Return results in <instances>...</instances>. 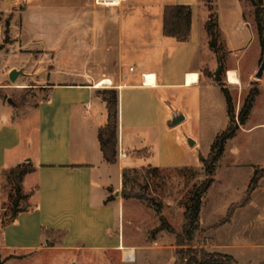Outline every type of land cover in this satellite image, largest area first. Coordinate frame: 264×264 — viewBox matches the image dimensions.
<instances>
[{"label": "crops", "instance_id": "crops-1", "mask_svg": "<svg viewBox=\"0 0 264 264\" xmlns=\"http://www.w3.org/2000/svg\"><path fill=\"white\" fill-rule=\"evenodd\" d=\"M2 1L4 8L13 12L14 42L19 37L14 34L16 20L22 14L20 54L25 59L32 55L27 45H39L44 53L55 50L56 60L64 62L46 77L40 75L44 83L40 87L46 94L35 106L14 114L0 103L2 264H47V254L52 251L72 254L68 264L137 261L138 251L158 248L161 240L159 232L152 233L150 239L136 236V203L123 196V189L134 180L133 175L146 174L145 168H203L199 156L207 157L211 150L189 155L187 147L193 149L199 141L187 144V137L182 141L176 130L179 124L168 125L177 114L184 113V120L187 118L185 111L170 107L177 91L196 89L200 101L205 100L207 91L224 95L219 83L204 76L198 65L204 28L200 0ZM167 5L192 7L188 41L163 34ZM9 47L0 50V56L7 53L5 60L16 56ZM128 55L134 64L129 70L133 74L123 68L113 73L112 62L121 63ZM155 59L157 63H152ZM84 61L89 62L86 70L80 68ZM229 70L239 77L236 69ZM112 83L119 92L115 163L105 160L99 140V131L108 121L100 91ZM262 95L264 82L248 119L227 141L216 163L213 183L203 196L197 230L198 235L207 232L209 241L203 246L208 251L229 254L237 264L264 263V176L249 203L239 205L264 161L256 153L233 147L242 134L264 128V120L248 126ZM26 161L35 167L23 181V189L32 192L33 208L2 223L3 171ZM125 169L132 170L126 182ZM215 189L224 208L214 221L202 223L208 195ZM233 204L238 206L230 221L219 224ZM217 234L224 237L221 242Z\"/></svg>", "mask_w": 264, "mask_h": 264}, {"label": "rangeland", "instance_id": "rangeland-1", "mask_svg": "<svg viewBox=\"0 0 264 264\" xmlns=\"http://www.w3.org/2000/svg\"><path fill=\"white\" fill-rule=\"evenodd\" d=\"M262 2L264 5V0ZM199 8L204 21L202 49L198 59L200 71L204 76L221 82L224 87L228 88L232 95L237 117L250 90L252 88L259 89L261 82H264V76L260 79L255 77L264 54V34H260L258 31L255 19L256 7L248 0H200ZM12 15L13 12L5 9L3 1L0 0V45L3 48L10 46L8 50L14 49L16 52L15 57L10 56L6 60L7 53L3 52L0 56V103L17 114L28 106H35L45 97L46 91L40 87L44 85L40 81V75L46 77L57 68L63 67L64 62L56 60L55 50L44 53L39 49L41 48L39 45H27V48H31L32 55L25 59L20 54V51H23L20 49L23 47V39L20 38L22 14L16 20L17 26L14 34L19 36L17 42H14L11 32ZM7 28H9L8 34ZM68 47L70 48V46ZM112 54L114 55V51ZM131 60L128 55L123 57L121 63L113 61V73L123 68L125 73L132 75L133 73L129 71L134 66ZM152 63H157V60H153ZM88 66V61L80 62V68L86 70ZM14 68L24 69L25 75L21 74L13 82L10 80L9 72ZM229 69H236L239 72V77L236 71ZM218 70H220V80H216ZM116 78L119 79V76ZM105 86L108 89L114 88L112 87L113 83ZM161 94L168 97L166 93ZM221 96L222 94L220 95L216 91H207L205 100L200 101L198 90L187 89L186 91L182 89L177 91L171 101L172 110L181 109L187 113L186 120L176 128L180 139L184 141L187 137V144H189V138L199 141L195 148L187 147L189 155L193 156L194 153H199V150L203 154L210 150L215 134L225 130L229 117L226 98L224 95ZM261 120H264L263 95L257 100L248 126ZM237 142L233 147L256 153L261 156V161H264V128H255L249 134H242ZM8 175L7 172L2 203L3 214H7L6 221L13 218V210L29 208L33 205L32 192L23 189V198L17 207H13V200L17 193ZM133 176L134 180L127 183L126 191L143 192L142 187L145 186L147 196L160 204L162 215L176 232H181L186 222L185 205L190 202V198L206 179L202 166L161 169L152 172L148 179H145L143 173ZM208 197L209 201L203 212L202 223L214 221L218 215H221L224 208L217 189L212 190ZM130 199L131 202L136 203L135 214L139 218L135 234L141 240L150 239L152 231L160 225L159 215L155 208L147 202L135 198ZM204 233L207 234V232ZM204 233L198 235L196 231L194 241L190 246L178 247L174 233L166 230L159 231L157 238L161 240V244L158 248L149 247L144 252L138 251L137 261L124 264H189L185 260V256L197 255L195 252H191L190 248H202L209 241ZM223 238L217 234V239L220 242ZM167 243L172 246L175 252ZM87 255L90 260L91 256L89 255L91 254L87 253ZM70 257L72 254L69 252H48L47 264H68ZM73 260L77 261L78 259L75 257ZM111 264L120 263L113 260Z\"/></svg>", "mask_w": 264, "mask_h": 264}, {"label": "trees", "instance_id": "trees-1", "mask_svg": "<svg viewBox=\"0 0 264 264\" xmlns=\"http://www.w3.org/2000/svg\"><path fill=\"white\" fill-rule=\"evenodd\" d=\"M252 5L256 7L255 19L257 21L258 31L260 34H264V5L262 0H248ZM191 20H192V7L190 5H167L163 12V34L168 37H173L180 42H186L189 40L191 32ZM9 33V28H7V34ZM0 45V50L2 49ZM222 88L227 101V110L229 122L225 130L219 133L212 145L210 153L207 157L200 154L199 158L203 164V168L206 174V179L197 188L194 195L190 198V202L186 204L185 209V224L181 232H176L173 226L166 220L162 215L161 206L159 203L155 202L153 198H150L146 194V187L143 186V192H127L123 191V196L125 198H135L147 202L149 205L153 206L159 215L160 225L155 228L152 233L155 234L159 231L166 230L170 233L176 235V245L178 247L190 246L195 238V232L200 227V211L203 204V196L208 188L213 183V174L215 170L216 163L220 159L225 149V145L229 139H231L236 132L239 130L240 126L246 122L248 119L253 104L257 95L259 94L258 88H252L238 114L236 117L235 107L232 99V95L228 88L224 87L221 82H218ZM103 100L107 104L108 110V121L99 131V140L101 143V149L103 151L104 158L109 163H115L117 161L118 155V130H119V92L117 89H104L100 91ZM146 174L145 179L150 176L152 172L158 170V168H145ZM35 171V167L30 161L18 164L15 167L6 169L3 171V193L5 187V180L7 172L8 177L12 180L16 197L13 200V207L19 205V201L23 198V181L27 174ZM138 170H136L137 172ZM132 170L125 169L123 171L124 181L129 178ZM264 176V168L257 169L255 174L249 184L246 196L239 205H245L249 203L252 192L258 186L259 180ZM27 195V194H26ZM29 195V194H28ZM27 195V196H28ZM109 197L108 200H111ZM238 205L233 204L228 214L223 218L219 224L226 223L230 221L235 207ZM13 208V209H14ZM33 208V205L29 208L13 210L12 216L15 218L20 212L28 211ZM7 214H3L1 222H6ZM12 218V219H13ZM216 226V225H215ZM191 252H195L197 255L191 257L185 256V260L189 264H237L236 259L229 255L220 252H210L204 247L202 248H190ZM0 264L2 261L0 259ZM264 264V263H262Z\"/></svg>", "mask_w": 264, "mask_h": 264}, {"label": "water", "instance_id": "water-1", "mask_svg": "<svg viewBox=\"0 0 264 264\" xmlns=\"http://www.w3.org/2000/svg\"><path fill=\"white\" fill-rule=\"evenodd\" d=\"M24 73V69H12L10 72H9V77H10V80L11 81H16L17 78ZM220 70L217 71L216 73V80H220ZM264 76V54H263V58H262V61L260 63V66L255 74V77L260 79ZM9 101L11 102V99H9ZM185 119V116L183 114H177L175 116H173V118L169 121L168 125L170 127H175L177 126L178 124H180L181 122H183ZM189 144L190 145H193L194 144V140L192 138H189Z\"/></svg>", "mask_w": 264, "mask_h": 264}, {"label": "built area", "instance_id": "built-area-1", "mask_svg": "<svg viewBox=\"0 0 264 264\" xmlns=\"http://www.w3.org/2000/svg\"><path fill=\"white\" fill-rule=\"evenodd\" d=\"M131 69H133V68H131Z\"/></svg>", "mask_w": 264, "mask_h": 264}]
</instances>
